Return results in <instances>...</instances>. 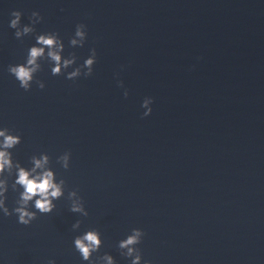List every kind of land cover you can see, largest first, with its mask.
Wrapping results in <instances>:
<instances>
[{
	"label": "water",
	"instance_id": "1",
	"mask_svg": "<svg viewBox=\"0 0 264 264\" xmlns=\"http://www.w3.org/2000/svg\"><path fill=\"white\" fill-rule=\"evenodd\" d=\"M14 11L44 20L18 40ZM79 24L88 42L72 48ZM49 32L77 64L54 76L42 59L25 91L8 68ZM93 48L94 75L68 80ZM0 126L22 137L16 161L46 153L66 181L31 226L0 216L3 264H87L73 242L88 230L103 239L93 260L130 264L118 243L134 228L145 264H264V0H0ZM18 199L10 187V210Z\"/></svg>",
	"mask_w": 264,
	"mask_h": 264
},
{
	"label": "clouds",
	"instance_id": "2",
	"mask_svg": "<svg viewBox=\"0 0 264 264\" xmlns=\"http://www.w3.org/2000/svg\"><path fill=\"white\" fill-rule=\"evenodd\" d=\"M11 16L9 26L15 30V37L18 40H23L24 37L35 33V26L44 20L39 12L31 14L29 24H23V13L20 11L12 12ZM87 42V25H77L70 40L72 48H83ZM36 45L38 46H32L28 49L27 58L23 63L10 65L8 68L9 73L25 91H31L33 84L37 83L36 75L41 69L40 61L42 59H47L54 65L51 68L54 76L63 75L68 69L77 64L75 53L70 54L67 58L64 56L65 44L59 33L49 32L36 35ZM96 63L97 51L93 48L91 55L81 66L68 72L67 79L75 81L81 76L92 77ZM39 88L44 90L46 85L39 82ZM152 103L151 100L144 103L143 107L147 109L144 117L152 115L153 108L150 107ZM22 142L20 135L7 127L0 126V216L9 217L15 214L19 224L31 226L37 219V212L42 215H50L56 210L55 201L64 197L66 181L64 179L58 180L56 172L50 167L51 157L46 153L33 156L30 161L32 165L30 168L16 161L13 151ZM71 162L72 155L70 152H65L58 159V163L66 171L70 170ZM10 187L14 191H19L18 206L12 210L8 207ZM69 199L72 213L83 217L89 215L84 200L78 191H72ZM33 206L36 211L31 210ZM80 227V222H77L73 225V230H78ZM145 235L146 233L143 230L134 228L125 239L119 241L120 254L130 261V264H145L143 254L138 247L143 242ZM73 243L82 260L87 264H117L115 257L107 253L97 256L93 260V255L99 253L103 247L101 233L97 230H88L82 236L77 237ZM0 264H3L2 260H0ZM48 264H56V261L49 260Z\"/></svg>",
	"mask_w": 264,
	"mask_h": 264
}]
</instances>
